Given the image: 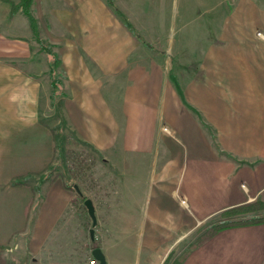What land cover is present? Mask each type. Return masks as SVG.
Wrapping results in <instances>:
<instances>
[{
    "label": "crops",
    "instance_id": "crops-1",
    "mask_svg": "<svg viewBox=\"0 0 264 264\" xmlns=\"http://www.w3.org/2000/svg\"><path fill=\"white\" fill-rule=\"evenodd\" d=\"M9 11L0 0V264H37L50 251L71 200L61 178L39 181L61 154L57 130L143 188L125 209L124 247L145 264H163L220 210L264 195V2L237 0L219 41L179 78L144 60L105 0H32L36 34L21 9ZM41 43L59 58L52 72ZM187 250L180 264H264V222Z\"/></svg>",
    "mask_w": 264,
    "mask_h": 264
},
{
    "label": "rangeland",
    "instance_id": "rangeland-1",
    "mask_svg": "<svg viewBox=\"0 0 264 264\" xmlns=\"http://www.w3.org/2000/svg\"><path fill=\"white\" fill-rule=\"evenodd\" d=\"M236 1L112 0L113 5L118 7L139 33V41L143 40L139 46L143 51L144 60L166 65V68L168 66L170 73L177 77V72L182 75L188 74L189 69L193 67V63H190L192 60L204 59L209 43L219 41L218 35L224 16L231 10V6L233 8ZM256 34L259 36L261 32L258 31ZM41 46L45 47V43H41ZM54 73L55 78H58L57 73ZM56 136L58 154L60 152L61 154L58 157L56 155L54 160H58L54 161L46 174L39 177V181L49 175L61 178L71 186L68 189L71 192V200L63 217L47 238L49 244L52 242V246L48 248L50 251L46 256L40 257V263L37 264H98L91 255L94 246L101 248L105 264H145L143 259L149 257L142 258L138 248H130L127 253L124 247L125 209L141 202L137 200L141 198L132 196H141L143 188L124 184V180L117 177L118 168V171L112 168L110 159L105 154L94 151L71 133L57 130ZM65 149L69 150L71 159L83 166L84 172L80 175L83 180L69 172L64 157ZM73 184L77 185L81 195L91 198L93 202L96 216L93 238L89 235V228L92 227L91 218L83 205L82 197L73 190ZM111 191L114 192L112 197ZM257 198H261L260 202L246 208L248 213H261L264 210V195ZM141 211L142 209H138V212ZM138 214H135L134 219L141 217L137 216ZM215 217V215L209 217L195 232L188 234L173 253L165 258L164 264L173 263L176 258L187 252L189 247L195 245L207 223L212 222ZM46 247L47 244L44 248Z\"/></svg>",
    "mask_w": 264,
    "mask_h": 264
},
{
    "label": "trees",
    "instance_id": "trees-1",
    "mask_svg": "<svg viewBox=\"0 0 264 264\" xmlns=\"http://www.w3.org/2000/svg\"><path fill=\"white\" fill-rule=\"evenodd\" d=\"M4 1L9 2V4H10L9 17L11 18L17 9H21V11L29 19L31 30L33 31L34 34H36L37 33L36 21H35L33 14H32V11H31L32 0H4ZM106 3L110 7L111 11L115 15H117V17L120 18L123 26H125L127 28V30L138 39L140 37L139 33H137L135 31L132 24L122 15V13L118 10V7L113 5L112 0H106ZM140 41L143 42L142 39H140ZM45 47L48 50L49 54L52 55L51 57L53 58V61L51 62V66H50L51 72H52V70H54L55 67L59 64V58H58L57 54L51 50V47L49 46V44L46 43ZM52 84L55 87L58 86V84L56 82H52ZM64 157H65V160L67 162V168L69 169V172H71V174L76 175L77 178L79 177L81 180H83V178L80 176L84 172L83 166L78 164V162H75L74 159L70 158V153H69L68 149H65ZM82 161L84 163L85 159H83ZM74 185L75 184H73V187H72L73 190L75 191V193L77 195L82 197V201H83L86 198V196L81 195V192H79V190H76ZM64 186L67 189L71 188V186L67 182H64ZM260 199L261 198H259V199L256 198L250 202H246L243 204L227 207V208H224V209L220 210L219 212L215 213L214 214L216 216L215 219L212 220V222L207 223V226L205 227L202 234L199 236V238L196 239L195 244H198V243L205 241L207 238L211 237L213 234H215L216 232H218L219 230H221L223 228L264 222V210L261 213H253L252 212L253 214L248 213V210H246V208H250L251 206L258 204L260 202ZM84 207H85V205H84ZM238 214H239V216H235ZM244 214H245V216H242ZM186 255H187V252H184L181 256H179L178 259L176 258V260L171 264H180ZM94 261H95V259H94ZM163 264H164V262H163Z\"/></svg>",
    "mask_w": 264,
    "mask_h": 264
},
{
    "label": "water",
    "instance_id": "water-1",
    "mask_svg": "<svg viewBox=\"0 0 264 264\" xmlns=\"http://www.w3.org/2000/svg\"><path fill=\"white\" fill-rule=\"evenodd\" d=\"M74 187H75L76 190H79L76 184L74 185ZM83 204L85 205L87 213H88V215L91 218L92 227L89 228V235H90L91 238H93V225L96 223L94 205H93V202H92L91 198H89V197H86L83 200ZM91 255L93 256V258L95 260L98 261V264H105V256H104V254H103V252H102L100 247L94 246L91 249Z\"/></svg>",
    "mask_w": 264,
    "mask_h": 264
},
{
    "label": "built area",
    "instance_id": "built-area-1",
    "mask_svg": "<svg viewBox=\"0 0 264 264\" xmlns=\"http://www.w3.org/2000/svg\"><path fill=\"white\" fill-rule=\"evenodd\" d=\"M165 129H167L166 127H164ZM184 202V200H182Z\"/></svg>",
    "mask_w": 264,
    "mask_h": 264
}]
</instances>
